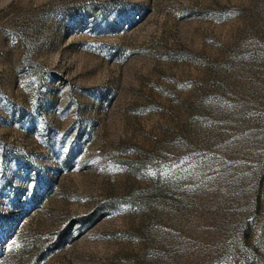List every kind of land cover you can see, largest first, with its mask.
Wrapping results in <instances>:
<instances>
[{
    "label": "rangeland",
    "instance_id": "1",
    "mask_svg": "<svg viewBox=\"0 0 264 264\" xmlns=\"http://www.w3.org/2000/svg\"><path fill=\"white\" fill-rule=\"evenodd\" d=\"M0 264H264V0H0Z\"/></svg>",
    "mask_w": 264,
    "mask_h": 264
}]
</instances>
